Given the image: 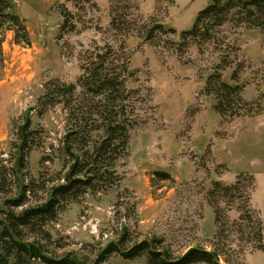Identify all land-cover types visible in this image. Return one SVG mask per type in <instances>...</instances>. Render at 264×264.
Returning <instances> with one entry per match:
<instances>
[{"label": "rangeland", "instance_id": "374dc122", "mask_svg": "<svg viewBox=\"0 0 264 264\" xmlns=\"http://www.w3.org/2000/svg\"><path fill=\"white\" fill-rule=\"evenodd\" d=\"M12 2L27 29L29 45L15 43L12 32L6 33L2 45L0 161L6 164L10 159L13 122L31 109L32 128L39 131L34 141L40 145L22 171L25 184L48 186L62 168L58 147L67 112L62 105L45 109L39 105L45 86L74 83L81 74V56L107 44L115 50L118 64L127 60L132 74L127 88L137 125L129 131L127 155L116 163L121 181L106 192H87L45 227L51 239L40 242L49 255L74 253L92 262L98 249L117 240L124 227L132 242L162 240L172 257L192 247L210 250L216 232L208 195L212 184L230 185L243 173L255 179L250 205L262 221L264 243V27L256 28L231 12L210 31V39L181 41V33L192 28L209 0ZM66 10L70 16L62 31ZM71 24L75 30L68 32ZM207 24L200 22V29ZM157 25L173 32L157 33L153 29ZM150 30L152 37L146 41ZM207 81L213 92L205 88ZM221 82L240 88L237 100L242 108L233 107L234 100L228 99L239 117H221L215 111L214 92ZM47 155L52 162L44 160ZM154 172H165L171 179L156 180ZM28 196L32 204L44 193ZM220 208L223 222L228 220L220 250L231 261L237 257L242 264H264V252L245 245L246 235L239 240L236 206L221 203ZM26 234L39 240L34 233ZM238 246H243L241 252ZM103 264L146 261L112 254Z\"/></svg>", "mask_w": 264, "mask_h": 264}, {"label": "trees", "instance_id": "16d2710c", "mask_svg": "<svg viewBox=\"0 0 264 264\" xmlns=\"http://www.w3.org/2000/svg\"><path fill=\"white\" fill-rule=\"evenodd\" d=\"M231 12L244 17L256 28L264 27V0H209L208 6L196 16L192 28L181 33V41L201 36L210 39V31L220 27ZM68 16L70 12L64 11L62 31L67 26ZM203 21L208 23L205 30L200 29V22ZM153 29L157 33L173 32L163 25ZM74 30L75 26L71 24L67 31ZM7 32L14 34L15 43L29 45L27 29L15 13L12 0H0V64ZM152 32L150 30L146 41L151 39ZM118 59L111 45L96 47L81 56V74L74 83L51 82L45 86V94L39 105L43 109L62 105L67 112L65 132L58 147L62 168L52 184L24 183L22 171L26 168L30 153L40 145L34 141L39 137V131L32 128L31 109L13 122L15 140L12 142V153L6 164L5 160L0 161V201L3 207L0 211L3 215L0 219V264H103L112 254H118L125 260L144 257L146 264H242L237 257L231 261L219 248L218 242L228 223L227 219L223 222L221 203L236 206L241 222L237 225V233L241 234L239 240L242 241L243 235H246L245 245L264 252L262 221L250 205L255 179L246 173L238 175L230 185H222L218 181L212 184L208 195L216 232L210 250L192 247L182 255L172 257L162 246V240L132 242L124 227L117 240L98 249L92 262L78 258L74 253L57 258L46 252L40 242L43 238L47 241L51 239L45 227L55 221L64 208L87 192H106L121 181L116 163L127 155L129 131L137 123L135 109L132 107L130 110L132 92L127 88V80L132 74L128 70L127 60L118 64ZM232 80H235L234 74ZM208 85L209 81L205 88L212 91ZM239 92L237 85L231 86L225 82L218 85L214 92V109L221 117H239L238 110L231 108L233 104H228V99L232 98L235 102L233 107L237 105L242 108L244 104H241L240 98L237 100ZM44 160L52 162L49 155ZM153 175L159 181L171 179L165 172H154ZM38 191H42L44 197L29 204L28 195ZM16 209L19 211L15 212ZM26 233H34L39 240L27 238ZM238 248L241 252L243 246Z\"/></svg>", "mask_w": 264, "mask_h": 264}]
</instances>
